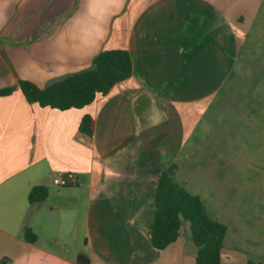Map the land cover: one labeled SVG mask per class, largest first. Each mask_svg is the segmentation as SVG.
<instances>
[{"label":"crops","instance_id":"0c3cea01","mask_svg":"<svg viewBox=\"0 0 264 264\" xmlns=\"http://www.w3.org/2000/svg\"><path fill=\"white\" fill-rule=\"evenodd\" d=\"M257 15L253 0H0V90L13 89L0 96V264H196L187 222L176 242L152 248V194L175 164L174 182L223 224L187 187L179 161L204 113L222 91L232 94L225 87L245 63ZM108 50L128 52L133 74L81 109L41 108L18 88L28 81L42 89ZM84 116L93 121L90 137L78 130ZM255 124L264 135V121ZM210 126L214 163L192 175L237 161L231 145L252 128ZM67 174L75 185L53 184ZM33 187L47 190L43 202L29 203ZM244 219L229 213L230 223ZM224 225L220 264H263L243 254Z\"/></svg>","mask_w":264,"mask_h":264},{"label":"rangeland","instance_id":"374dc122","mask_svg":"<svg viewBox=\"0 0 264 264\" xmlns=\"http://www.w3.org/2000/svg\"><path fill=\"white\" fill-rule=\"evenodd\" d=\"M253 8H258V15L242 51L246 56L245 63L234 84L225 87H232L233 92L229 95L222 91L204 113L179 165L184 170L181 178L190 191L202 194L207 213L217 214L220 222L234 229L235 245L255 263L256 259L264 258V135L255 124L264 121V0H253ZM214 120L220 123L246 121L252 128L240 143L231 145L237 151V161H216L220 168L215 175H192L188 172L196 167L214 163L209 159L214 149L210 126ZM224 130L228 131V128ZM223 141L221 145L225 150L227 138ZM229 163L231 167L225 168ZM216 187L223 188L216 190ZM224 187H230L229 191ZM229 213L242 215L245 223H230Z\"/></svg>","mask_w":264,"mask_h":264},{"label":"trees","instance_id":"16d2710c","mask_svg":"<svg viewBox=\"0 0 264 264\" xmlns=\"http://www.w3.org/2000/svg\"><path fill=\"white\" fill-rule=\"evenodd\" d=\"M132 74L128 52L108 50L97 54L88 69L55 80L42 89L28 81H19L18 88L30 104L65 111L89 105L97 95H106L114 85ZM12 92V88L0 90V96ZM78 130L90 137L93 132L92 119L84 116ZM175 171V164L167 167L152 194L154 210L148 227L150 244L157 251L165 249L176 242L182 222H187L191 240L197 247L196 264H220L227 227L206 214L199 196L190 194L174 182ZM47 194L44 187H33L28 201L30 204L43 202ZM24 239L34 243L36 236L26 230Z\"/></svg>","mask_w":264,"mask_h":264},{"label":"built area","instance_id":"2783aa9c","mask_svg":"<svg viewBox=\"0 0 264 264\" xmlns=\"http://www.w3.org/2000/svg\"><path fill=\"white\" fill-rule=\"evenodd\" d=\"M53 184L58 187H68L74 184V177L71 174L58 175L53 179Z\"/></svg>","mask_w":264,"mask_h":264}]
</instances>
